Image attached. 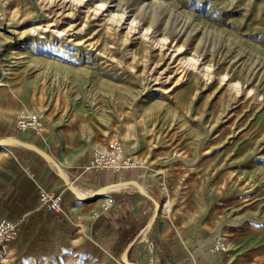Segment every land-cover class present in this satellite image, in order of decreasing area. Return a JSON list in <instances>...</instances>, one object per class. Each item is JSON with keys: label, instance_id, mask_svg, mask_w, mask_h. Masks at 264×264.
Instances as JSON below:
<instances>
[{"label": "rangeland", "instance_id": "1", "mask_svg": "<svg viewBox=\"0 0 264 264\" xmlns=\"http://www.w3.org/2000/svg\"><path fill=\"white\" fill-rule=\"evenodd\" d=\"M1 91L89 147L123 143L169 209L190 210L198 253L233 262L248 236L264 243V0H0ZM149 217L111 251L17 220L0 264H127Z\"/></svg>", "mask_w": 264, "mask_h": 264}, {"label": "crops", "instance_id": "2", "mask_svg": "<svg viewBox=\"0 0 264 264\" xmlns=\"http://www.w3.org/2000/svg\"><path fill=\"white\" fill-rule=\"evenodd\" d=\"M19 107L20 103L11 102L6 94L0 92V137H19L39 145L58 162L74 186L78 185L92 192L106 183L117 181L123 183L131 182L129 179H138L148 186L151 185L150 187L155 190L158 188L162 199L157 232L153 248L150 250L151 264H264V258L262 261L252 260L264 257L262 253L264 243H258V237L252 239V235L248 236L250 239L248 245L243 248L238 246L236 251L239 252L238 259L233 262L222 260L220 255L198 253L201 248L192 249L190 239L186 236L189 230L187 225L190 224V210L184 206L180 198L175 200L176 203L169 209L171 195L161 190L162 184L158 176L148 174L145 177L142 173L139 174L140 166L126 167L119 172L87 168L93 148L104 146L105 143L89 147L90 144L84 137L82 129L58 115H53V112H44L43 126L39 133L17 131L13 121ZM39 107L35 104L33 109ZM135 185L136 187L120 189L107 188L106 196L85 202L70 193L55 170L37 152L12 141L0 146V217L7 216L18 222L17 220H30L40 215L44 217V222L49 221L46 224L39 223L42 228L48 227V230L56 228L61 232H83L105 251L124 249L142 221L152 213L156 195L141 187L150 196L143 194L138 190L137 184ZM40 186L63 196L61 210L52 212L38 205L37 190ZM108 194L112 195L113 203L105 207ZM138 196L148 204L149 210L147 206L138 202ZM148 222L136 234L138 239L128 256L135 257L137 261L143 257L151 231Z\"/></svg>", "mask_w": 264, "mask_h": 264}, {"label": "built area", "instance_id": "3", "mask_svg": "<svg viewBox=\"0 0 264 264\" xmlns=\"http://www.w3.org/2000/svg\"><path fill=\"white\" fill-rule=\"evenodd\" d=\"M13 126L17 131H32L39 133L42 130L43 120L40 114L35 111L19 110L16 114ZM140 160L133 158L125 149L124 144L116 138H111L105 142L104 146L93 148L88 159V167L113 172H119L126 167H137ZM38 205L48 211L57 212L63 208L64 199L60 193L51 192L44 187L37 190ZM113 203L112 195L108 194L104 206ZM17 235V223L7 217H0V242L6 243ZM220 244L216 243L218 248Z\"/></svg>", "mask_w": 264, "mask_h": 264}, {"label": "water", "instance_id": "4", "mask_svg": "<svg viewBox=\"0 0 264 264\" xmlns=\"http://www.w3.org/2000/svg\"><path fill=\"white\" fill-rule=\"evenodd\" d=\"M4 140L14 141L18 145L27 147V148L33 150L35 153L37 152L45 160V162H47L49 164V166L53 170H55V172L60 177V179L63 180L65 187L70 191V193H72L74 196L81 199L82 201L89 202L90 200H94L96 198L104 197L107 194V193L105 194V191L107 188H118V187L122 186L120 181L106 183V185L100 186V187L96 188L95 190H93L89 195H82L76 189V187L70 182V180L67 178V175L64 173L62 168L59 166L58 162H56L54 159H52V157L48 154V152L45 151L43 148H41L39 145H37V144L35 145L32 142L22 140L19 137L16 138L13 136L0 137V144ZM128 181L134 182L135 184H137L138 188H140V187L146 188L149 191H151L153 194L156 195V201L153 204L152 213H150V217L148 220V221H150L151 231L149 233L148 239H147L146 244H145L146 246H145L144 254L142 257V259H144V257L147 255V253L153 248V241H154V238H155V235L157 232V223H158V216H159V212H160L159 209L161 206L162 195L158 190L156 191L155 189L146 185L142 181H139L138 179H129Z\"/></svg>", "mask_w": 264, "mask_h": 264}, {"label": "bare ground", "instance_id": "5", "mask_svg": "<svg viewBox=\"0 0 264 264\" xmlns=\"http://www.w3.org/2000/svg\"><path fill=\"white\" fill-rule=\"evenodd\" d=\"M8 142H11V140H4L0 144V146H3V145H5V143H8ZM12 142H14V141H12ZM121 184H122V186H120L118 188H114V189H120V188H123V187H136V185L134 183H132V182H127L126 181V182H123ZM75 187L82 195H89L91 193V192H88V190H86V189H84V188H82V187H80L78 185H75ZM138 190L141 191L143 194H146V195L150 196V194H148L146 191H144L141 187L138 188ZM154 203H155V201H154ZM148 224H150V221L148 222ZM137 239H138V236H135L131 240V242L129 243V246H131V248L133 247V244L136 242ZM124 263H127V264H138V263H135V262L129 260L128 256L125 258Z\"/></svg>", "mask_w": 264, "mask_h": 264}]
</instances>
